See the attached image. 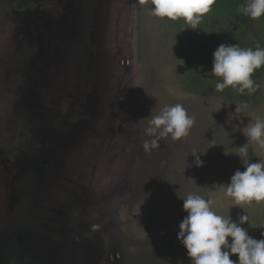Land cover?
Segmentation results:
<instances>
[{"label": "rangeland", "instance_id": "1", "mask_svg": "<svg viewBox=\"0 0 264 264\" xmlns=\"http://www.w3.org/2000/svg\"><path fill=\"white\" fill-rule=\"evenodd\" d=\"M247 2L192 29L139 0H0V264H191L177 239L189 194L264 238V202L225 194L264 162L256 142L235 154L264 121V66L254 93L218 92L198 58L226 35L264 48ZM175 104L194 117L189 134L145 153L143 128Z\"/></svg>", "mask_w": 264, "mask_h": 264}, {"label": "clouds", "instance_id": "2", "mask_svg": "<svg viewBox=\"0 0 264 264\" xmlns=\"http://www.w3.org/2000/svg\"><path fill=\"white\" fill-rule=\"evenodd\" d=\"M139 3L150 4L153 16L170 20L183 18L188 28L197 29L216 0H139ZM238 11L251 19H259L264 16V0H248ZM262 66L264 48L253 50L242 49L237 44H220L213 52L211 68V73L222 80L215 84V90L222 92L231 86L240 94L245 90L254 93L259 85L252 79V74ZM235 113L239 118L241 108L236 106ZM193 124L194 117L189 116L181 104L165 106L143 128V136L149 139H144L141 146L145 153H149L159 148V141L169 135L174 141L187 136ZM244 135L247 141L235 153L241 160L248 156L249 141L264 146V121L258 119ZM198 153L194 151L191 155L199 167L204 162ZM225 194L237 206L253 201L264 202V162H248L243 171L236 170L227 183ZM181 199L187 215L178 225L177 239L186 249L191 264H264V238L257 240L242 227L248 223L247 215H240L238 221H233L230 216L215 214L209 199L194 194ZM261 235L264 237V233ZM232 255H236L237 260L230 259Z\"/></svg>", "mask_w": 264, "mask_h": 264}, {"label": "trees", "instance_id": "3", "mask_svg": "<svg viewBox=\"0 0 264 264\" xmlns=\"http://www.w3.org/2000/svg\"><path fill=\"white\" fill-rule=\"evenodd\" d=\"M232 11L231 6H230V0H216V3L212 6V9L210 12H208L207 14H205L202 18L207 20L209 17H215V16H223V14H230ZM224 34V33H223ZM236 36L234 38H231L229 35H226L225 37L223 36L222 39V43H228V44H237L236 43ZM221 43V44H222ZM217 47H214L212 49V51L214 52V50ZM201 58L200 60V64L202 65L203 62L207 63L209 66L204 67L203 69L205 71H211L212 68V60L213 57L210 58L209 56L207 57V59H203V56H198V58ZM206 65V64H205Z\"/></svg>", "mask_w": 264, "mask_h": 264}]
</instances>
